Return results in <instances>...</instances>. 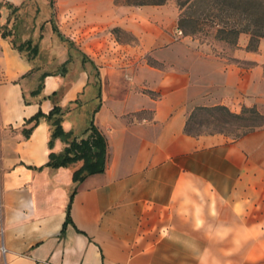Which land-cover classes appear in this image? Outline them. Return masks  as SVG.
<instances>
[{
	"label": "crops",
	"instance_id": "0c3cea01",
	"mask_svg": "<svg viewBox=\"0 0 264 264\" xmlns=\"http://www.w3.org/2000/svg\"><path fill=\"white\" fill-rule=\"evenodd\" d=\"M55 6L56 23L23 34L38 46L31 61L0 37V264H264V125L185 131L197 106L264 114V38L215 52L178 33L171 2ZM54 105L75 135L97 107L104 172L76 183L79 162L47 165L49 125L29 119Z\"/></svg>",
	"mask_w": 264,
	"mask_h": 264
},
{
	"label": "trees",
	"instance_id": "16d2710c",
	"mask_svg": "<svg viewBox=\"0 0 264 264\" xmlns=\"http://www.w3.org/2000/svg\"><path fill=\"white\" fill-rule=\"evenodd\" d=\"M190 1L193 0L178 1L177 4L180 10L177 26L184 35H194L200 30V21L207 20L211 25L215 26L214 38L225 43L235 44L238 36L244 33L249 36L247 47L249 49H256L258 41L264 38V17L258 15V9L253 2L254 0H247L242 5H238L234 0H195L198 3L196 9L192 11L184 10V6L189 4ZM166 2L167 0L125 1L126 4L131 5H159ZM49 4L53 6V0H49ZM21 8V4L15 5L8 0H0V18L2 9L9 10L5 21L1 22L0 20V37L8 39L18 52L31 61L38 53V46L30 38L23 39L22 30H18L17 28L24 18H20L18 15ZM11 17H14L15 20H17V17L20 18L19 24L9 26ZM237 18L240 21H237ZM53 30L64 40L62 34L55 27ZM45 75L43 73L40 80ZM41 86V82L38 83L37 87L30 94L38 96L41 92ZM97 96L99 97V94ZM67 110V108L54 105L48 114L45 115L38 112L29 121H33L35 124L40 118H44L49 125L48 147L50 148V152L47 161L48 166L58 168L77 162L80 163L72 173V180L78 183L88 175L104 172L108 157L107 141L93 122L95 110L90 114L88 125L80 135H75L71 131H65L62 127V121ZM256 119H264V114L255 106L244 107L240 113H232L223 105L197 106L190 112L187 118L185 131L193 135L206 132L222 133L220 131H204L196 127L199 124L213 123L219 120L226 123L230 121H242L244 122V130L234 136L239 137L264 125V121L261 124H253L252 122ZM31 129L32 127L25 129L24 133L28 135ZM56 139H60L64 143V147L59 153L51 150ZM67 219H69L68 212Z\"/></svg>",
	"mask_w": 264,
	"mask_h": 264
},
{
	"label": "rangeland",
	"instance_id": "374dc122",
	"mask_svg": "<svg viewBox=\"0 0 264 264\" xmlns=\"http://www.w3.org/2000/svg\"><path fill=\"white\" fill-rule=\"evenodd\" d=\"M57 0H53V6H50L49 0H16L18 2L17 4H21L22 8L19 10L18 15L20 18H23V21L20 23V26L17 27L18 30H22V38L24 33H29L31 30L36 27H39L44 24L48 20H53L54 23H56L57 18H56V6L54 7V3ZM116 4H124L126 0H114ZM178 1H183V0H167L166 3H173L176 6H178ZM247 0H234L235 3L238 5H242L245 3ZM254 4L256 5L258 9V15L261 17H264V0H254ZM194 6H193V4ZM196 3V4H195ZM190 5V6H189ZM198 6V3L193 0L190 1L189 4H186L184 6V10L187 11H192L196 9ZM191 7V8H190ZM7 13H9V10H6ZM3 9L1 11V22L5 21V15L3 16ZM17 15V14H15ZM20 18L17 17V20L14 19V17L10 18L9 26H12L14 24L18 25ZM51 18V19H50ZM237 21H240V19H236ZM200 30H198L194 35H192L194 38L198 39L200 43H210L213 45V49L215 52H220V53H227L231 51L234 48V44H222V41L216 40L214 38L215 35V26L211 25L209 21L207 20H202L200 21ZM38 30V29H37ZM34 31L33 34L38 35L42 32L41 29L38 31ZM38 79L35 80L34 84L37 85ZM264 119H256L253 121V124H261ZM242 121H230V122H223L221 120L213 123H203L199 124L198 127L200 130L204 131H220L230 137H234L237 134L241 133L244 130Z\"/></svg>",
	"mask_w": 264,
	"mask_h": 264
},
{
	"label": "built area",
	"instance_id": "2783aa9c",
	"mask_svg": "<svg viewBox=\"0 0 264 264\" xmlns=\"http://www.w3.org/2000/svg\"><path fill=\"white\" fill-rule=\"evenodd\" d=\"M178 33L182 34V31L179 30ZM6 252H7V248H6L5 243H4V229H3L2 223L0 221V255L2 257H4Z\"/></svg>",
	"mask_w": 264,
	"mask_h": 264
}]
</instances>
